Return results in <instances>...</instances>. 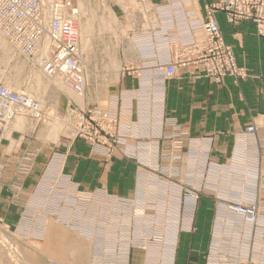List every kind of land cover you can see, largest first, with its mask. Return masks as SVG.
<instances>
[{"label":"rangeland","instance_id":"rangeland-1","mask_svg":"<svg viewBox=\"0 0 264 264\" xmlns=\"http://www.w3.org/2000/svg\"><path fill=\"white\" fill-rule=\"evenodd\" d=\"M112 1L116 16L107 4L108 0H0V109H3L0 110V145L4 137L15 129L21 133L29 132V138L40 144L57 146L81 139L91 153L102 155L99 160L102 163L127 159L134 164V185L128 194L118 195L104 188L80 189L61 170L67 155L60 151L49 155L30 190L22 188L17 193L1 188L0 196L5 201H0V264H173L175 248L173 245L171 250L170 241H177L180 234L193 233L197 223H203L200 214L199 220L196 218L203 186L197 188L192 185H197L198 181L203 185L205 170L212 163L204 147L211 145L214 134L204 136L205 146L200 153L191 156L192 170L184 179L180 169L185 159L179 152L171 153L172 149L181 148L182 140L178 138L183 133L172 136V129L168 130L164 119L153 111L149 114V126L144 128L143 134L137 135L140 132L136 129L140 127L132 126L127 114L106 107L109 93L123 77H139L141 74V68L134 65L135 61L129 64L132 60L129 57L134 55L132 51L135 50L127 43L132 44L127 38L132 34H128V27L124 24L129 23L131 28L139 23L149 27L143 36V52L146 54L144 69L146 66L162 68L157 64L171 62L165 45L168 37L175 39L177 36L171 20L166 19L162 23L161 20L157 27L152 25L155 23L152 16H164L169 8L156 7L159 1L153 4V0ZM227 2L216 0L205 5L202 18L187 24L184 36L192 40V47L198 51V56L203 55L204 31L200 22L207 18V11L211 12L216 24L217 12L223 13L231 25L250 21L255 34L264 37V0H236L234 9H238L240 14L234 13V17L225 8ZM46 6L49 10L59 9L62 13L60 19L65 22L72 19L77 23L76 54L85 81L81 82L84 90L80 94L73 92L77 90L72 73L56 66V75L47 76L37 62L39 57L23 53L9 41L24 43L33 37L39 44L40 40L35 36L41 32L42 26L36 17L46 22ZM26 9L35 10L32 15L36 17H30L28 13L26 16ZM191 28H199V32L193 35ZM218 31L223 45L231 51L236 66L243 74L236 77L226 73L218 78H208L215 82H221L225 77L234 81L244 79L246 69L237 64L219 26ZM179 34L183 36V30ZM165 35L167 38L163 39ZM65 36L63 30L61 44L52 39L54 47L49 50L50 59L46 63L54 64L65 55L74 56L72 45ZM180 36L179 40L185 38ZM44 47L45 55L48 47ZM190 67L195 69V75L204 76L201 59H195L187 67H175V71ZM158 77L162 80L155 85L158 87H162L163 80L169 79L164 76L150 78ZM54 83L57 86H53ZM100 110L106 111L109 118L96 116ZM77 113L83 115L84 120L79 122ZM88 124L89 133L97 131L94 139L90 134H84L85 129L78 128V125L86 128ZM248 127H253L254 132L248 134ZM257 135L255 124L245 126L236 137L237 147L243 149L248 141H254L259 148ZM173 137L177 139L172 142ZM155 138L163 144L159 154L149 144ZM169 141V146H166ZM141 142L145 155L132 153ZM261 158L258 155L256 163L259 164ZM23 163L17 165L19 176L30 172L31 166ZM2 169L0 165V173ZM259 174L263 180L257 179L258 189L264 186V172H258L257 176L246 172V175L254 177ZM244 183L247 187V181ZM234 204L253 205L262 223L258 219L255 224L252 220H245L237 214ZM226 210L238 217L240 228L235 235L231 219L211 221L204 264H264V207L259 202L258 191L245 201L227 202Z\"/></svg>","mask_w":264,"mask_h":264},{"label":"crops","instance_id":"crops-1","mask_svg":"<svg viewBox=\"0 0 264 264\" xmlns=\"http://www.w3.org/2000/svg\"><path fill=\"white\" fill-rule=\"evenodd\" d=\"M153 1V4L159 1L155 4L156 7L169 8L164 16H152L155 21L153 27L159 26L161 20V23L166 19L171 20L177 33L174 38L178 41L181 35L179 32L183 30V36L186 35L187 24L191 25L192 21L202 18L205 5L216 0ZM107 4L116 16L113 1L108 0ZM215 19L224 41L232 48L237 64L246 69L247 76L244 79L234 81L231 77H225L221 82H215L208 77L195 75V69L191 67L177 68L173 77L163 80L162 87L155 86L162 81L161 78L150 77L164 75V71L155 75L156 68L142 67L146 56L143 52V36L147 34L149 27L139 23L131 28L127 23L124 26L128 27V34H132L127 37L132 44L129 41L127 43L135 50L132 51L134 55L129 57L132 59L129 64L135 61L134 65L141 68L140 78L132 75L123 77L107 97L106 107L127 114L128 122L134 127H140L136 129L140 132L137 135L143 134L149 126V114L153 111L159 118L164 119L168 130L172 129V136L183 133V136L178 138L182 140L181 148H174L171 153L179 152L185 159L180 169L184 179L192 170L191 156L200 153L205 146L204 136L214 134L211 145L204 147V152L211 157L212 163L208 164L209 169L205 170L203 185L201 181L192 185L197 188L203 186V195L199 198L196 214L198 220L200 214L203 223H197V229L193 233L180 234L177 241H170L171 250L173 245L175 248L173 264H204L211 221L231 219L234 223L233 234L236 235L240 228L239 219L236 215H230L227 210L224 211L227 202L245 201L254 197L258 191L259 202L264 207V186L256 188V182H259L257 179L261 180L263 176L246 175L247 171L255 176L258 172H264V37L255 34L254 25L250 21L231 25L221 12L215 14ZM198 32L199 28L190 30L193 35ZM148 90L151 93H148ZM249 124H255L258 128L260 147L257 148L254 141H248L245 148L239 149L236 137ZM30 136L29 132L21 133L12 129L9 136L4 137L0 145V165L3 167L0 173V189L9 188L17 193H20L22 188L30 190L49 155L53 151H60L67 155L61 170L75 181L80 189L104 188L118 195L131 192L134 185V164L127 159L102 163L99 161L102 155L91 153L88 145L81 139L54 146L40 144L31 140ZM176 139L177 137H173L171 141ZM250 139L253 140V137H249ZM158 140L155 138L149 143L153 150L158 152L156 154H159L160 146L163 148V144ZM167 143L165 145L169 146L170 141ZM142 144L143 142L139 143L137 150L132 153L145 155ZM258 155L262 157V163L259 160V164L256 163ZM235 156L238 158L235 159ZM19 163L31 166L29 174L19 176L16 173ZM244 181H247V187ZM0 197L1 203L5 201L3 196ZM214 204L216 205L213 206Z\"/></svg>","mask_w":264,"mask_h":264},{"label":"built area","instance_id":"built-area-1","mask_svg":"<svg viewBox=\"0 0 264 264\" xmlns=\"http://www.w3.org/2000/svg\"><path fill=\"white\" fill-rule=\"evenodd\" d=\"M226 1V0H220V3ZM228 2L226 3V10L231 13V17H234L235 14H240V11L238 9H234L235 2L236 0H227ZM219 7H221L219 5ZM246 14L248 12L244 11ZM235 13V14H234ZM60 24V29H61V34L60 36H55L53 39L55 40L56 44L59 42L60 44L62 43L63 37H62V32L63 30L66 33L65 39L72 45V52L74 54L73 57L70 56H63L59 57L58 60L52 64V63H46L44 61V70L48 74H54V70L56 65L62 64L64 62L65 64H70L72 67L73 72H70L74 75L75 79H78L77 73L79 75V68L78 70H75L76 67L75 65L78 66L77 61L79 56L76 54V39H77V34H76V29L74 23H71V21H64L60 19L58 21ZM39 24L42 26V22L39 21ZM201 28L204 31V39H203V55L198 56V51H195L192 47V40L188 38H182V39H177L176 41L173 38H170L165 35L163 39H166L165 45L167 47L168 54L170 58L172 59L169 64L166 65L164 70H162V65L160 63L157 64V67H162V68H156L157 71L155 72L156 74H160L162 71H164L163 74L165 76L171 77L174 74L175 67H187L189 64H192V62L197 59H201L203 62V75L211 78H218L219 76H222L226 73L233 75V76H241L242 70L239 69L234 61V58L232 56L231 51L225 47L222 43L221 38H219V31H218V26L211 14L210 11H207V18L204 19L202 22H200ZM38 40L41 38V34L39 33L38 35L35 36ZM183 40V42H180ZM174 43V45H170ZM74 49V51H73ZM75 52V53H74ZM156 76H164V75H156ZM80 77V76H79ZM81 78V77H80ZM81 82H79V85H75V89L78 91L81 89ZM3 110V109H0ZM96 112V111H95ZM94 112V114H95ZM96 116H101L105 118H109V115L106 113V111H97ZM78 121L84 120L83 115H78ZM89 124L85 128V126L81 127V125H78L79 129H85L84 134H90L91 139L96 137V130H94V133L91 134L89 133L88 130ZM247 133L251 134L254 132L253 127H248L247 128ZM236 209H237V214L241 215L245 220L249 221L252 220L253 224L257 222L258 216L255 211V208L252 206H242L239 204H234ZM259 220V219H258ZM251 222V223H252ZM260 224L262 223L259 220Z\"/></svg>","mask_w":264,"mask_h":264},{"label":"bare ground","instance_id":"bare-ground-1","mask_svg":"<svg viewBox=\"0 0 264 264\" xmlns=\"http://www.w3.org/2000/svg\"><path fill=\"white\" fill-rule=\"evenodd\" d=\"M132 1V0H131ZM136 1V0H135ZM136 3V2H135ZM127 8V7H126ZM42 9V8H41ZM28 14H31L30 17H36V15H32L33 13H35V10H30V9H26L25 10V14L26 16ZM44 15L46 16V22H44L42 20V18H39V17H36L40 22H42V28L41 29V37L43 38H40V42L39 44L36 43L35 39L33 37H31V41H25L24 43H21V42H18V41H15L13 42L12 40H9L11 41L12 43H14L23 53L25 54H28V55H34L36 57H39L37 58V62L40 66V68L42 69V71H44V73L47 75V76H55L56 74H48L42 67V63L44 61H48L50 59V55H49V50H51L52 46L54 47L53 45V42H52V39L55 37V36H60L61 34V29H60V24L58 23V21L60 20V18L62 17V13L59 9H53V10H49L48 9V6L45 7L44 9ZM29 20L28 17H25ZM72 21V23H74L75 25V29H76V34L78 33V27H77V23H75L72 19H70ZM5 33V32H4ZM203 35H204V32H203ZM21 43V44H20ZM25 48H23V47ZM44 46H47L48 47V53L44 55V51H43V48H45ZM47 49V48H46ZM76 51L78 52V47H76ZM43 52V53H42ZM77 65H75L76 69L75 70H81V66H80V59L78 58V61H77ZM167 63L164 64V68L166 67ZM58 69H62L64 72H73L74 70H72V67L70 66V64H65L64 62H62V64H58L56 65ZM175 72V71H174ZM59 75H62L60 74L59 72H57ZM77 76H78V79H74V82L79 85V82H85L84 81V78H83V74H82V71L79 72V75L77 73ZM81 78H80V77ZM164 77L165 74H164ZM172 77V76H171ZM171 77H168V78H171ZM167 78V77H166ZM53 86H57L56 83L53 84ZM59 89V88H58ZM84 89L81 88L79 89L77 92L76 91H73L77 94H80L79 92H82ZM52 96V95H51ZM56 96V95H54ZM53 96V97H54ZM56 98V97H54ZM57 99V98H56ZM51 100V99H50ZM54 101V100H53ZM52 101V102H53ZM52 104V103H51ZM1 105V104H0ZM54 107V106H53ZM77 116L79 115V113L76 114ZM94 139V138H93Z\"/></svg>","mask_w":264,"mask_h":264}]
</instances>
